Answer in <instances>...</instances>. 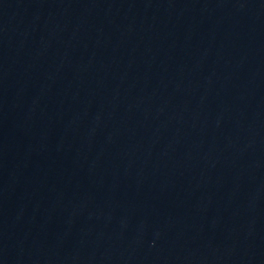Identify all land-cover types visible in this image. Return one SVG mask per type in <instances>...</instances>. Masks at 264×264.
<instances>
[{
  "label": "water",
  "instance_id": "obj_1",
  "mask_svg": "<svg viewBox=\"0 0 264 264\" xmlns=\"http://www.w3.org/2000/svg\"><path fill=\"white\" fill-rule=\"evenodd\" d=\"M0 264H264V0H0Z\"/></svg>",
  "mask_w": 264,
  "mask_h": 264
}]
</instances>
